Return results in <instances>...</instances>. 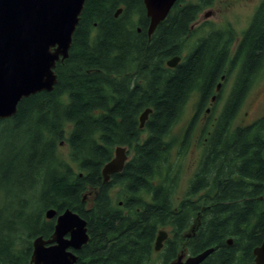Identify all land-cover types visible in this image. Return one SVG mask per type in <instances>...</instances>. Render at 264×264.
<instances>
[{
	"label": "trees",
	"instance_id": "trees-1",
	"mask_svg": "<svg viewBox=\"0 0 264 264\" xmlns=\"http://www.w3.org/2000/svg\"><path fill=\"white\" fill-rule=\"evenodd\" d=\"M210 5L179 0L149 37L144 0H87L69 57L55 68L54 89L23 99L14 117L0 120V264L30 263L33 240L54 232L50 209H70L87 222L90 240L77 264H170L209 248L214 252L202 264L254 262L264 241V116L233 124L264 66V1L232 60L231 40L218 31L169 68ZM236 61L232 91L177 204L171 132L190 97L198 94L200 111ZM63 143L76 169L59 156ZM119 146L133 155L104 183L102 170ZM165 228L171 233L162 261L153 263Z\"/></svg>",
	"mask_w": 264,
	"mask_h": 264
},
{
	"label": "water",
	"instance_id": "water-1",
	"mask_svg": "<svg viewBox=\"0 0 264 264\" xmlns=\"http://www.w3.org/2000/svg\"><path fill=\"white\" fill-rule=\"evenodd\" d=\"M179 0H144L146 15L150 19L148 36L151 37ZM87 0H0V120L14 117L19 103L43 91L51 92L57 84V63L69 57L73 36ZM123 9L115 14L119 17ZM206 14V18L210 17ZM181 56L169 59V68H176ZM215 99L213 98L212 101ZM152 109L140 117L144 128ZM114 158L103 170L104 183L121 173L128 162L127 147H117ZM86 198V196H85ZM84 198V199H85ZM48 220L56 219L49 239L33 240L29 264H77L80 251L90 238L87 222L72 210L57 214L55 209L46 212ZM168 232L160 230L155 252H160ZM190 237V234H188ZM232 244V240L228 241ZM209 248L185 259L182 253L170 264H202L212 253ZM252 264H264V241L254 250Z\"/></svg>",
	"mask_w": 264,
	"mask_h": 264
},
{
	"label": "rangeland",
	"instance_id": "rangeland-1",
	"mask_svg": "<svg viewBox=\"0 0 264 264\" xmlns=\"http://www.w3.org/2000/svg\"><path fill=\"white\" fill-rule=\"evenodd\" d=\"M190 1V0H187ZM259 0H216L212 7H205L199 16V19L193 26L192 34L185 43V51L181 55L183 58L190 51L197 41L205 37L212 30H231L229 40L234 45L232 56L235 52L236 43L242 37L243 31L248 26L254 9ZM213 15L206 18L204 15L210 11ZM234 43V44H233ZM239 67L234 66L227 74L224 81H221L218 97L214 101H209L201 110L192 129L188 132L193 116L197 112L199 96L194 93L188 100L179 123L174 127L169 140L174 141L170 160L175 164L174 175L179 173V185L175 192V203H180L187 191L189 182L197 170V166L204 150V140L212 130L217 118L220 116L223 107L232 91ZM216 95V94H215ZM216 95V96H217ZM264 116V68L256 77L251 86L247 97L245 98L241 110L233 124L234 127H245ZM143 138H145L143 136ZM130 152V153H129ZM128 159L130 160L133 151L128 150ZM59 156L64 161L70 163L75 169L76 166L70 161L69 148L63 143L59 148ZM120 188L115 187L112 196L116 203H122L119 198ZM92 197H89V202ZM170 237L171 229L165 228ZM166 242V241H165ZM185 254V259L189 256ZM162 254L156 252L153 263H160Z\"/></svg>",
	"mask_w": 264,
	"mask_h": 264
},
{
	"label": "flooded vegetation",
	"instance_id": "flooded-vegetation-1",
	"mask_svg": "<svg viewBox=\"0 0 264 264\" xmlns=\"http://www.w3.org/2000/svg\"><path fill=\"white\" fill-rule=\"evenodd\" d=\"M216 0H211V5L209 6V7H212L213 6V4H214V2H215ZM263 1L264 0H259L258 1V3H257V5H256V7H255V9H254V13L252 14V17H251V20H250V22H249V24H248V26L246 27V29L243 31V33H242V37L237 41V43H236V48H235V52H234V54H233V56L231 55L232 54V48L234 47V45H232V43L229 45V47H230V57H229V59L230 60H232L233 58H234V55H235V53L237 52V50H238V47H239V45H240V43H241V40H242V38H243V34L247 31V29L250 27V25L252 24V22H253V19H254V17H255V15H256V13L258 12V10H259V8H260V6H261V4L263 3ZM208 8V7H207ZM202 13V12H201ZM200 13V14H201ZM208 13H210L211 15L210 16H212L213 15V11L211 10L210 12H208ZM200 14H199V16H200ZM207 14V13H206ZM206 14L204 15L205 17H206ZM199 16H198V18H197V20L199 19ZM197 20H196V22H197ZM195 22V23H196ZM195 23L192 25V27H191V29L193 28V26L195 25ZM218 31H220V32H222L223 33V35L226 37V40L229 42L230 40H229V38L231 37V30L230 29H227V31H224V30H212V31H210L206 36H208L209 34H211V33H213V32H218ZM205 36V37H206ZM234 44V43H233ZM183 58V57H182ZM236 64L235 65H233V67L234 66H237V67H239L240 66V63H239V61H236L235 62ZM232 67V68H233ZM264 68V66L261 68V70ZM231 70L232 69H230V66L228 65V68H227V71H226V75L224 76V79H221V80H219V82H218V84H217V86H216V89H215V91H214V95L212 96V98H211V100L210 101H212L213 100V98L214 99H217V97H218V93H219V91H220V87H221V81H224L225 80V78H226V76H227V74L228 73H230L231 72ZM260 70V71H261ZM260 71H259V73H260ZM258 73V74H259ZM258 74H257V76H258ZM238 75V74H237ZM237 77V76H236ZM236 80V79H235ZM217 96H216V95ZM202 110V109H201ZM201 110L199 111V108L197 109V112L195 113V115L193 116V119L194 118H196L195 120L197 121V117H198V115L201 113ZM193 119H192V121H193ZM191 121V122H192ZM191 124V123H190ZM77 255H78V251L77 252H75ZM79 256V255H78Z\"/></svg>",
	"mask_w": 264,
	"mask_h": 264
},
{
	"label": "bare ground",
	"instance_id": "bare-ground-1",
	"mask_svg": "<svg viewBox=\"0 0 264 264\" xmlns=\"http://www.w3.org/2000/svg\"><path fill=\"white\" fill-rule=\"evenodd\" d=\"M221 43V42H220ZM76 252V251H75Z\"/></svg>",
	"mask_w": 264,
	"mask_h": 264
}]
</instances>
